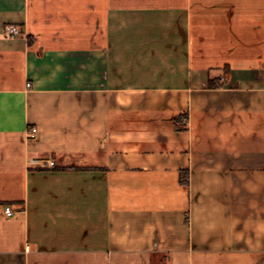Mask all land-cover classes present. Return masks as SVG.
Wrapping results in <instances>:
<instances>
[{
  "label": "crops",
  "instance_id": "0c3cea01",
  "mask_svg": "<svg viewBox=\"0 0 264 264\" xmlns=\"http://www.w3.org/2000/svg\"><path fill=\"white\" fill-rule=\"evenodd\" d=\"M0 264H264V0H0Z\"/></svg>",
  "mask_w": 264,
  "mask_h": 264
},
{
  "label": "built area",
  "instance_id": "2783aa9c",
  "mask_svg": "<svg viewBox=\"0 0 264 264\" xmlns=\"http://www.w3.org/2000/svg\"><path fill=\"white\" fill-rule=\"evenodd\" d=\"M8 31V34L12 37H15V36H20L22 34V31L20 30V28L16 27V26H11L7 29ZM32 136L35 135L36 133V129H32L31 132ZM45 167H49V168H55L56 167V162L55 161H52V160H47L45 162ZM6 213L7 215L11 216L13 214V211L10 207H7L6 208Z\"/></svg>",
  "mask_w": 264,
  "mask_h": 264
},
{
  "label": "trees",
  "instance_id": "16d2710c",
  "mask_svg": "<svg viewBox=\"0 0 264 264\" xmlns=\"http://www.w3.org/2000/svg\"><path fill=\"white\" fill-rule=\"evenodd\" d=\"M181 119H183V117H179L176 120H181ZM182 183H187L186 180L183 177H182Z\"/></svg>",
  "mask_w": 264,
  "mask_h": 264
}]
</instances>
